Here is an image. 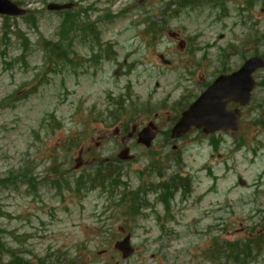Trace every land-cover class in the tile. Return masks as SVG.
<instances>
[{"label":"rangeland","instance_id":"374dc122","mask_svg":"<svg viewBox=\"0 0 264 264\" xmlns=\"http://www.w3.org/2000/svg\"><path fill=\"white\" fill-rule=\"evenodd\" d=\"M11 1L31 14L0 16V264H243L219 249L264 234V72L236 132L170 129L217 75L264 54V0ZM66 20L96 22L98 45ZM150 123L146 149L137 134ZM103 164L117 175L101 180ZM172 177H190L189 192L155 190ZM259 251L245 264H264Z\"/></svg>","mask_w":264,"mask_h":264},{"label":"water","instance_id":"95a60500","mask_svg":"<svg viewBox=\"0 0 264 264\" xmlns=\"http://www.w3.org/2000/svg\"><path fill=\"white\" fill-rule=\"evenodd\" d=\"M71 8V5L49 4L50 11H60ZM0 14L9 17L23 16L26 11L10 0H0ZM264 68V59L255 56L248 59L242 67L229 74L219 76L182 114L181 118L171 130L172 139H179L189 132L192 127L202 129L207 135L221 131H236L240 112L238 109L228 111L227 106L234 102L246 106L255 87L253 74L257 69ZM156 133L152 126L143 128L137 136V143L149 148ZM129 150L119 154L122 161H128L131 157ZM115 247L124 258L133 254L129 236L117 242Z\"/></svg>","mask_w":264,"mask_h":264},{"label":"trees","instance_id":"16d2710c","mask_svg":"<svg viewBox=\"0 0 264 264\" xmlns=\"http://www.w3.org/2000/svg\"><path fill=\"white\" fill-rule=\"evenodd\" d=\"M29 13L31 14V12H29ZM65 13H70V12H65ZM8 20L9 19H7V21ZM71 20H72V18H71ZM77 25L84 27L91 32L94 31L93 24L90 22V20H83L82 22L77 23ZM62 32H63V34L66 33L65 30H63ZM45 47H48L47 49L49 50V52H51L52 54L55 55V60H53L52 62H55L56 64H58V61H61V59L63 57H65L64 55H66L59 45L47 44V45H45ZM20 97H21V95H19V98ZM103 167H105L104 164L102 165L101 168L99 167V172H101V173H99L98 177L101 178V180L109 179L111 176L115 177L117 175L113 169L108 170L109 176L104 175L103 170H102ZM105 168H107V167H105ZM161 176H162V174L161 175L158 174L159 178H161ZM114 180H116V179H114ZM1 182L4 183L5 181L2 180ZM157 183L159 185L156 187V190L162 191L163 193H167L170 198L173 197V193H174L173 191H176L178 189H182L186 193L189 192L190 184H191L190 182L188 183L187 181H180L176 177L171 178V179H169V181L167 180L163 183H160L159 181ZM133 200L134 199L130 200L131 201V203H130L131 204V206H130L131 211L136 210V204L138 203V202H133ZM138 200H139V198H137V201ZM164 201L166 202V200H164ZM166 207H167V205H166ZM0 214H1V209H0ZM2 233H3V231L0 229V249L4 248V245H2V243H1ZM262 244H264V234L261 235V237H257L256 239H254L252 241H247L245 244L241 243V242H237V243L230 242L228 244H222L220 246L222 248H220L219 250H222L221 254L223 255V257L229 258V260H231L232 263H241V261L244 260L243 264H245V263H247V261L249 259H251L253 257L254 253H257V254L261 253L259 251V248H260V246H262ZM11 257H12V255H11ZM13 258H17V257L14 256ZM54 258L55 257H48L46 259H41L42 261L40 260V263H36V264H62L61 260L54 259ZM13 264H17V263L13 262Z\"/></svg>","mask_w":264,"mask_h":264},{"label":"flooded vegetation","instance_id":"af4514ba","mask_svg":"<svg viewBox=\"0 0 264 264\" xmlns=\"http://www.w3.org/2000/svg\"><path fill=\"white\" fill-rule=\"evenodd\" d=\"M258 24H260V22H258ZM260 30L261 31H264V26H261L260 27ZM253 36H257V37H259V35H257V33L256 34H254V32H253ZM260 56H262V57H264V54H259ZM262 72H264V70H258L257 72H256V76H258L260 73H262ZM238 106H236V105H233V107H232V105H231V109H235V108H237ZM188 183L190 182V183H192V179H189V180H186Z\"/></svg>","mask_w":264,"mask_h":264}]
</instances>
